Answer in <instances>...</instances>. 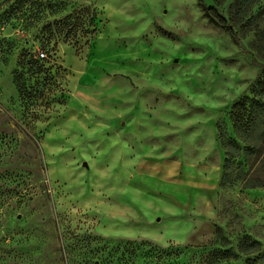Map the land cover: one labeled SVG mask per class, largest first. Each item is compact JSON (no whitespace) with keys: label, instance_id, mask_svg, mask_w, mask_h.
Returning <instances> with one entry per match:
<instances>
[{"label":"rangeland","instance_id":"1","mask_svg":"<svg viewBox=\"0 0 264 264\" xmlns=\"http://www.w3.org/2000/svg\"><path fill=\"white\" fill-rule=\"evenodd\" d=\"M49 1L0 0V264H264V0ZM73 3L96 32L43 47Z\"/></svg>","mask_w":264,"mask_h":264},{"label":"trees","instance_id":"2","mask_svg":"<svg viewBox=\"0 0 264 264\" xmlns=\"http://www.w3.org/2000/svg\"><path fill=\"white\" fill-rule=\"evenodd\" d=\"M73 4L74 5H72L70 12L64 15L61 19L53 21L52 23H43L44 26L41 29V33L44 31V34H42L43 47H46L54 38L62 39L63 41L72 43L73 45H78L83 39H86L89 35H92L96 32V15L94 9L90 6H79L77 4L75 5V3ZM66 7L67 3L65 1L59 2L47 0L43 2L36 0H14V2L2 12L1 18L4 17V19L8 20L11 17L10 14L16 13L21 17H26V20H32L34 23H37L43 21L46 18L47 15L44 12L45 10H50L48 11L49 15L54 16L58 13H61L62 11L64 12ZM204 11L206 17L216 27L230 32L227 20L224 19V17L219 14L215 8L209 6L208 8H204ZM22 57V67L26 70V72L30 73V75L33 76L45 73L46 69H44L43 65L32 55L29 56V54L24 53ZM37 92L38 90L31 89L28 95L32 94V96H37ZM245 100L247 102V99H244L233 107L232 111L234 113L237 112L236 118L234 119L235 123L241 122L244 112H241V106L239 105L244 103ZM253 115L254 113L250 111L245 119V122L248 123L250 121L251 123ZM261 139L264 144V134ZM247 241L249 240L243 239L239 242L240 244H238V248L240 252L250 253L255 251L258 253L260 251V245L257 241ZM175 251L176 248L172 246L165 249H156L153 245H150L147 246L146 256L151 262L152 260H150V258L152 256L154 258H157L163 254H165V256H172ZM225 254L226 253H223V255Z\"/></svg>","mask_w":264,"mask_h":264},{"label":"built area","instance_id":"3","mask_svg":"<svg viewBox=\"0 0 264 264\" xmlns=\"http://www.w3.org/2000/svg\"><path fill=\"white\" fill-rule=\"evenodd\" d=\"M39 56H40V58H41V57H42V58H43V57L45 58V56H44L43 53H40Z\"/></svg>","mask_w":264,"mask_h":264}]
</instances>
